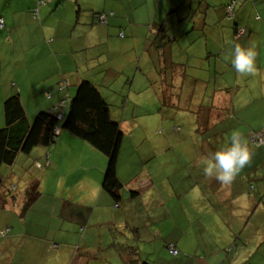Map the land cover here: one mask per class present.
<instances>
[{
  "label": "crops",
  "instance_id": "1",
  "mask_svg": "<svg viewBox=\"0 0 264 264\" xmlns=\"http://www.w3.org/2000/svg\"><path fill=\"white\" fill-rule=\"evenodd\" d=\"M229 1L50 0L32 17L36 0H0L4 24L0 29V54L3 48L12 50L18 46L26 56L21 69L14 66L0 79V127L4 123L1 103L15 91L31 122L41 111L62 108L65 115L78 84L90 81L122 131L125 121L114 111L117 104L126 101L123 107L128 103L134 107L140 100H147L156 105L166 97L170 105L181 104L183 111L193 115L195 108L188 106V97L196 88L202 98L198 106L205 97L213 96L210 103L218 107L202 114L211 122L206 120L200 130L218 138L239 132L251 153L250 162L230 185L220 183L214 176H200L198 180L199 175L189 174L193 183L179 198L176 180L168 179L166 160L159 161L161 154L174 147L170 137L176 136V130L172 132L167 127L162 135L167 146L155 151L148 161H135L136 155L127 156L126 152L121 160L118 155L116 174L122 187L116 202L101 187L106 159L87 143L60 130L53 145L35 147L26 155H33L31 168L36 171L27 173V181L23 178L24 186L18 188L19 201L15 204L7 200L8 216L5 208L0 211V231L8 230L0 239L2 263L127 264L132 250L141 261H148L152 252L147 248H159L161 243V253L170 264H264V0L238 4L233 21L225 18ZM177 7L184 8L180 18L193 21L173 32L179 38L178 46L173 42L158 50L151 44L152 26L167 20L174 22L168 12ZM186 7L194 13H188ZM100 13L107 16V25L97 23L95 17ZM256 15L260 20L255 19ZM191 27L192 33L183 37ZM235 27L246 32L239 40L233 39ZM120 32L122 38L118 36ZM236 45L254 47L255 74H240L231 66ZM193 47L202 53L199 61L205 69L195 61L197 65L191 69V58L175 68L176 53ZM160 63L167 73L159 72ZM2 72L5 70L0 64ZM209 76L224 90L226 83H234L233 91L212 94L206 80ZM194 78L197 80L192 82ZM198 111H205V107L202 105ZM180 113L176 111L175 117ZM225 121L229 126L224 125ZM139 129L146 134L145 127ZM192 134L185 152L189 157L194 151L200 152L190 161L192 164L203 165L201 158L205 154L209 157L222 149L219 144L201 143L198 136L203 134H195V138ZM46 154L48 162L44 160ZM9 177L17 175L10 172ZM36 180L40 195L22 214L23 191ZM158 185L166 193L159 192ZM241 196L242 206L237 203ZM192 198L197 202V216L212 213L216 225L191 220ZM177 203L178 213L174 214ZM259 219L261 223L256 226ZM149 222L152 224L145 226ZM100 233L104 234L103 241ZM169 245L178 251L176 256L169 254ZM125 247L126 251H120Z\"/></svg>",
  "mask_w": 264,
  "mask_h": 264
},
{
  "label": "trees",
  "instance_id": "2",
  "mask_svg": "<svg viewBox=\"0 0 264 264\" xmlns=\"http://www.w3.org/2000/svg\"><path fill=\"white\" fill-rule=\"evenodd\" d=\"M39 1H43V3L37 4ZM246 1L250 0H230L227 5L228 12L226 11L225 14L226 20L233 21L235 19L234 14L236 6ZM252 1L253 0L250 2ZM49 2L50 0H36L35 6L32 9V17H36L35 12L39 8L46 6ZM186 8L188 13H194L192 8ZM183 9V7H177L168 12L171 15L169 17H172V19L175 20L174 22L167 20L164 24L157 22L159 24L152 26V29H154V37L151 40V44H154L156 49L162 50L164 49L163 47L165 45L171 44L173 42L177 43L179 38H175V36L172 35L174 34L173 32L176 33L178 26L186 25L187 21H193L192 18L187 20H185L183 17L180 18V16H182L180 12H182ZM101 15L105 16V22H102L99 19ZM110 15H112V13H110ZM95 18L98 24L107 25V16L105 14H97ZM255 19L260 20L259 16L257 15L255 16ZM148 26L151 28V25ZM192 30L193 27L189 28L185 33H183V37L190 35ZM239 33L241 34L239 35ZM245 33L246 32L244 28L235 27L233 39L235 38L236 40H239L245 35ZM118 36L122 38V32H120ZM176 45L178 46V43ZM197 50V58L195 56L192 57L189 54L192 53L194 49L184 50V52L179 51V53H176V61L178 62L176 65H178V67L182 65L184 66V63H182L183 59H179L181 57L180 54L182 56H186V60L191 58L193 63L194 61L195 63H202V61H199L202 58V53L199 49ZM206 62L207 61H205V63ZM196 65L194 64L195 67ZM204 65L205 64L202 63V66ZM189 66L191 69H193V65L189 64ZM203 69H205V66ZM159 72L167 73V69L163 64H161ZM206 80L210 85L209 88H211L210 92L212 94L218 92L219 90H224L221 89L222 85L217 81L215 82L212 77L209 76V78ZM146 83L149 84V82ZM233 85L234 83L232 82L226 83L225 87L227 88H225V90L233 91ZM166 89L169 90L170 88L167 87ZM210 97L213 96L205 97L204 102L200 104L199 107L203 105V107L209 108L207 110H218L216 104L213 106V103H210ZM181 106L183 105H170L168 103V98L163 97L162 101L160 100L158 112L166 113L169 116V119L172 120L176 119L179 115L178 114L177 117H175L176 111L183 112V115L186 113L185 116H189L191 118H194L197 115L194 113V111L193 115L187 110L183 111ZM63 112L64 109L62 108H56L50 111H41L34 116L31 122H29L26 118L17 91L7 96L2 102V116L4 123L0 127V168L3 166H13L18 155H27L35 147H50L55 143L56 138L59 135V131L61 130L87 143L104 158H106L107 163L104 170L101 187L105 193H107L114 201L117 202L120 199L119 191L122 187V184L120 183L116 174V165L124 133L121 131L119 123L110 116L109 105L105 102L98 89L90 81L83 80L78 84L74 96L69 100L67 113L63 115ZM196 118L197 120L202 121L203 124H206L207 122L206 120H201L198 115ZM224 125L229 126L228 121H225ZM158 126L161 130L168 127V124H166L163 117L161 116H159ZM221 126L222 125L220 123V127ZM196 127L198 131L192 130L191 132L196 135L203 134L204 137L199 135L198 138H200V140H204V143L212 142L213 144H220L222 141L223 136L218 138L211 135L210 131H206L205 129L201 131V126ZM218 129L219 127L217 124V127L215 128L216 133ZM142 132L144 131L142 130ZM259 135L261 136L260 138L262 140V134L259 133ZM48 159L49 157L46 154L44 156V160L48 162ZM36 166L38 168L40 167L39 164ZM3 185L4 178L0 176V209L5 208V205L8 203L7 200L15 202L17 199L16 195L11 194L15 191V189L13 187L4 188ZM39 195V184L36 180L29 184L23 191L24 198L21 199L22 214L34 204ZM7 232L8 230L0 231V236H5ZM127 249L128 248L126 247L122 250L120 248V251H126ZM129 256L131 257L127 264H149L147 261H141L139 258H137V253L134 250H132V253L129 252Z\"/></svg>",
  "mask_w": 264,
  "mask_h": 264
},
{
  "label": "rangeland",
  "instance_id": "3",
  "mask_svg": "<svg viewBox=\"0 0 264 264\" xmlns=\"http://www.w3.org/2000/svg\"><path fill=\"white\" fill-rule=\"evenodd\" d=\"M241 33H239L240 35ZM12 39V38H11ZM10 39V40H11ZM9 48L12 47L11 45H8ZM21 47L15 46L12 50L3 48L2 52L0 54V64L2 65V70H5V73H0V79H2V76L8 72H10L11 68L15 66L16 69L22 67V64L26 60V56L22 55L21 53ZM194 51L192 53H189L190 56L198 57V50L193 47ZM180 59L182 58L184 63L187 62L185 59L186 56H182L180 54ZM161 64V63H160ZM190 64L194 66L193 61H190ZM178 65L175 67L177 68ZM164 72V70H163ZM197 78L193 79L192 82H195ZM181 83V81H178L177 84ZM189 101L191 103L188 104V106H193L194 113H196L201 120H208L211 122V119H206L202 116L206 112L208 107H205V111H201L199 113L198 111V103L201 102L202 98L200 93H198L197 89L194 88L190 91ZM123 103H126L124 101ZM123 103L117 104L114 108V111L118 113L119 119L122 118V120L125 121V125L123 126L122 132L124 133V137L122 140L119 156L120 160L121 157H123L124 153L126 152L127 156L130 155H136L135 161L143 160L148 161L150 157H152V154L157 151L163 149V146H167L166 142L163 140L162 135L165 128L162 130L158 126L159 122V116L163 117L166 124H168V130L171 129L173 132L176 130V132H173L176 136H171L170 140H172V145L174 146L170 152L167 151V154H161V157L159 161H165L166 160V166L165 170H169L168 179L172 182L176 180V188H177V194L178 197H184L185 193L189 191L190 187L189 184L192 185L193 178L188 177L189 174H192L194 176H198V180L201 178L200 176L207 177V175L203 171V165H194L190 161L192 159H195L197 156L200 155L199 150L194 151L193 156L189 157L186 152L185 148L190 144L191 139V131L196 126L205 127L202 121L197 120V118H193V120L190 118L188 120L187 117L183 115V112H181L176 119H169V116L164 112H158L159 103L156 105H152L149 101H139V103L135 104L134 107L132 104L128 103L126 107H123ZM2 104V103H1ZM139 126L141 128H146V134H142V130L139 129ZM161 135V136H158ZM192 137L195 138V134H192ZM204 141V140H203ZM203 141L201 143H203ZM195 143V141H194ZM230 144V137L227 135H224L222 137V141L220 142V147L226 148L225 144ZM155 154V153H154ZM33 155L26 156L24 154H20L16 159V162L13 166H3L0 168V176L4 178V188L13 187L15 189L14 192L11 194L16 195V197L20 196L21 189H18L19 187L22 188L24 186V177L25 181H27V177L29 174L27 173H34L36 171L35 169L31 168V164L33 163ZM204 158H208L207 154L201 159L206 160ZM106 159V158H105ZM200 162V159L197 161ZM105 163H107V160H105ZM30 166V167H29ZM34 166V163L32 164ZM28 168V169H26ZM176 169V174L173 175V169ZM17 175V177L8 178L9 173ZM200 172V173H199ZM162 178V174H160ZM158 178V179H161ZM171 185V183H169ZM159 192L166 193V189L162 187L161 185H158ZM175 192L174 190H172ZM193 193V192H192ZM177 198V197H176ZM194 203V217L191 218V220L196 221L197 219L201 221V223L205 225H216L217 219L216 217L211 213V216H197V202L195 198H192ZM19 201L18 199L15 200L16 202ZM180 204H184V201H181ZM11 206V205H10ZM179 209V204L174 207L173 213L177 214ZM2 211V209H0ZM9 210L7 207L4 210V214L8 216ZM181 223H185L184 217H180ZM258 223V224H257ZM260 219L257 220L256 226H259ZM152 223H147L148 226ZM163 224V223H162ZM0 239H2V236H0ZM105 239L104 234L102 235L100 233V240L103 241ZM160 247L158 246H149L147 248L148 251L152 252L151 255H149L147 258V262L150 264H170V260L161 253L160 249H164V244L160 243ZM91 246H92V240H91ZM120 247V246H119ZM146 250V249H145ZM0 252L1 249H0ZM148 252V253H150ZM111 257V256H108ZM107 260V259H106ZM109 260V259H108ZM0 264H4L1 262Z\"/></svg>",
  "mask_w": 264,
  "mask_h": 264
},
{
  "label": "clouds",
  "instance_id": "4",
  "mask_svg": "<svg viewBox=\"0 0 264 264\" xmlns=\"http://www.w3.org/2000/svg\"><path fill=\"white\" fill-rule=\"evenodd\" d=\"M255 60L256 52L253 46L236 45L230 57L231 66L240 74H255L257 72ZM250 159L251 153L246 143L242 141L240 133L235 132L230 137L228 147L211 153L203 161V171L209 177L214 176L220 183L230 185L236 175L250 162ZM243 199L241 196L237 201L241 206Z\"/></svg>",
  "mask_w": 264,
  "mask_h": 264
},
{
  "label": "built area",
  "instance_id": "5",
  "mask_svg": "<svg viewBox=\"0 0 264 264\" xmlns=\"http://www.w3.org/2000/svg\"><path fill=\"white\" fill-rule=\"evenodd\" d=\"M43 3V1H39L37 4H42ZM230 10V9H229ZM99 19L102 21V22H105V16L104 15H101L100 17H99ZM3 27V22H2V20L0 19V28H2ZM121 35V34H120ZM167 250H168V252H169V254H171V255H173V256H176L177 254H178V251L176 250V248L173 246V245H169L168 247H167Z\"/></svg>",
  "mask_w": 264,
  "mask_h": 264
}]
</instances>
